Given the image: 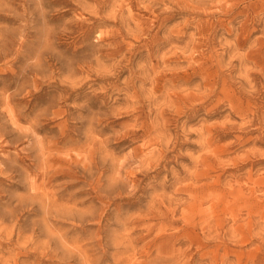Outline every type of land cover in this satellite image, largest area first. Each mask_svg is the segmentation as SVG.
Instances as JSON below:
<instances>
[{
    "label": "rangeland",
    "instance_id": "1",
    "mask_svg": "<svg viewBox=\"0 0 264 264\" xmlns=\"http://www.w3.org/2000/svg\"><path fill=\"white\" fill-rule=\"evenodd\" d=\"M0 264H264V0H0Z\"/></svg>",
    "mask_w": 264,
    "mask_h": 264
},
{
    "label": "bare ground",
    "instance_id": "2",
    "mask_svg": "<svg viewBox=\"0 0 264 264\" xmlns=\"http://www.w3.org/2000/svg\"><path fill=\"white\" fill-rule=\"evenodd\" d=\"M39 3H40V1H39ZM41 3H42V2H41ZM41 3H40V4H41ZM40 4H39V5H40ZM87 172H88V170H87ZM32 195H33V198H34V194H32ZM35 195H36V194H35ZM66 210H67V209H66ZM61 212H62V211H61ZM63 213H64V212H63ZM66 213H68V211H67ZM46 228H47V227H46ZM48 231H49V230H48ZM49 233H50V232H48V234H49ZM10 235H11V234H10ZM49 235H50V234H49ZM49 235H48V236H49Z\"/></svg>",
    "mask_w": 264,
    "mask_h": 264
}]
</instances>
